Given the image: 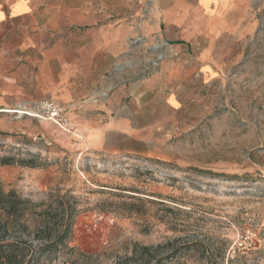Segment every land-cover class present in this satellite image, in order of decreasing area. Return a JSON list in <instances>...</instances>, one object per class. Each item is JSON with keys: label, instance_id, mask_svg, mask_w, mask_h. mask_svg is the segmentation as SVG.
<instances>
[{"label": "rangeland", "instance_id": "rangeland-1", "mask_svg": "<svg viewBox=\"0 0 264 264\" xmlns=\"http://www.w3.org/2000/svg\"><path fill=\"white\" fill-rule=\"evenodd\" d=\"M257 16L248 52L238 45L217 56L221 66L181 67L173 80L153 77L169 61L154 38L141 54L119 56L107 93L143 94L131 121L144 132L106 136L115 151H85L64 106L73 132L0 111V158L14 160L0 163V188L36 204L20 238L31 240L40 210L61 228L72 216L65 245L39 262L264 264V6Z\"/></svg>", "mask_w": 264, "mask_h": 264}, {"label": "crops", "instance_id": "crops-1", "mask_svg": "<svg viewBox=\"0 0 264 264\" xmlns=\"http://www.w3.org/2000/svg\"><path fill=\"white\" fill-rule=\"evenodd\" d=\"M260 6L264 0H0V108L55 101L85 151H115L106 136L144 132L131 121L143 94L107 93L117 58L141 54L154 38L169 59L158 63L156 81L173 80L181 67L221 66L217 56L250 50Z\"/></svg>", "mask_w": 264, "mask_h": 264}, {"label": "trees", "instance_id": "trees-1", "mask_svg": "<svg viewBox=\"0 0 264 264\" xmlns=\"http://www.w3.org/2000/svg\"><path fill=\"white\" fill-rule=\"evenodd\" d=\"M0 163L12 164L14 160L2 157ZM35 205L28 199L21 198L13 189L4 192L0 188V264H30L35 254V262L43 264L39 262L43 253L58 245H65V240L71 233L72 216H67L64 228H61L50 222L48 209L36 213L38 223L33 230L27 232V235L32 233L31 240L20 238V227L28 228V224L21 219L33 213ZM142 250L148 251L149 248L144 246Z\"/></svg>", "mask_w": 264, "mask_h": 264}, {"label": "built area", "instance_id": "built-area-1", "mask_svg": "<svg viewBox=\"0 0 264 264\" xmlns=\"http://www.w3.org/2000/svg\"><path fill=\"white\" fill-rule=\"evenodd\" d=\"M35 110V117L44 118L47 120H53L55 123L60 125L65 131L73 132L74 124L68 117L65 108L52 100H39L35 102H22L19 103L15 108L4 107L0 108L1 112H15L23 115H29V110Z\"/></svg>", "mask_w": 264, "mask_h": 264}, {"label": "bare ground", "instance_id": "bare-ground-1", "mask_svg": "<svg viewBox=\"0 0 264 264\" xmlns=\"http://www.w3.org/2000/svg\"><path fill=\"white\" fill-rule=\"evenodd\" d=\"M160 46L161 45H156L155 47L157 48V49H160ZM164 57V53H162L161 51H159V53H158V58L160 59V58H163ZM153 63H154V61H153ZM122 69V68H121ZM29 114L30 115H32V116H36V114H35V110L34 109H30L29 110Z\"/></svg>", "mask_w": 264, "mask_h": 264}]
</instances>
